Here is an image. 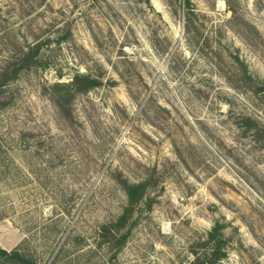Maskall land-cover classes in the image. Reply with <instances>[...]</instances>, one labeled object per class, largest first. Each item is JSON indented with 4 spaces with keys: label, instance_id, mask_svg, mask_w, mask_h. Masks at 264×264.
Returning <instances> with one entry per match:
<instances>
[{
    "label": "rangeland",
    "instance_id": "obj_1",
    "mask_svg": "<svg viewBox=\"0 0 264 264\" xmlns=\"http://www.w3.org/2000/svg\"><path fill=\"white\" fill-rule=\"evenodd\" d=\"M37 45L0 89V248L197 264L220 226L217 264H264V0H0V73Z\"/></svg>",
    "mask_w": 264,
    "mask_h": 264
},
{
    "label": "trees",
    "instance_id": "obj_2",
    "mask_svg": "<svg viewBox=\"0 0 264 264\" xmlns=\"http://www.w3.org/2000/svg\"><path fill=\"white\" fill-rule=\"evenodd\" d=\"M42 51V46L37 45L31 48L28 53H24L16 62L8 64L0 73V89H3L11 82L15 81L21 72L28 70L39 64L38 57ZM100 83L88 76H75L73 82L66 86L68 93H89L93 89L97 88ZM6 103L0 102V107H3ZM2 109H0L1 111ZM129 197V207L125 210L124 214L120 217L117 224L113 227L117 231L124 229L132 216L134 207L143 199L146 184L129 186L124 184ZM223 229L217 226L210 234L209 240L204 246H211L209 254L203 259L198 260L197 264H217L222 258L225 257L223 253V243L221 241L220 231ZM0 264H36L26 256L21 254L18 250L8 252L0 248Z\"/></svg>",
    "mask_w": 264,
    "mask_h": 264
},
{
    "label": "bare ground",
    "instance_id": "obj_3",
    "mask_svg": "<svg viewBox=\"0 0 264 264\" xmlns=\"http://www.w3.org/2000/svg\"><path fill=\"white\" fill-rule=\"evenodd\" d=\"M154 4L156 5V7L160 10L159 5H157L156 1L154 2Z\"/></svg>",
    "mask_w": 264,
    "mask_h": 264
},
{
    "label": "crops",
    "instance_id": "obj_4",
    "mask_svg": "<svg viewBox=\"0 0 264 264\" xmlns=\"http://www.w3.org/2000/svg\"><path fill=\"white\" fill-rule=\"evenodd\" d=\"M3 249V248H2ZM7 251V250H6Z\"/></svg>",
    "mask_w": 264,
    "mask_h": 264
}]
</instances>
